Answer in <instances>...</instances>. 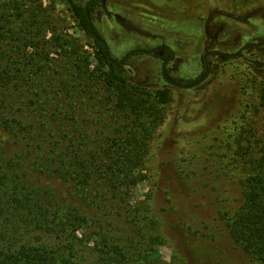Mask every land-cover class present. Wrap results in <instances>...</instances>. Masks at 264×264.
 <instances>
[{
    "label": "rangeland",
    "instance_id": "374dc122",
    "mask_svg": "<svg viewBox=\"0 0 264 264\" xmlns=\"http://www.w3.org/2000/svg\"><path fill=\"white\" fill-rule=\"evenodd\" d=\"M260 1L104 0L109 13L97 5L92 23L113 58L164 42L191 78L206 23L216 30V10L244 11ZM0 3L10 7L0 27L22 30L4 39L11 69L23 70L25 109L14 115L34 124L43 147L59 140L57 151L71 164L68 176L59 171L43 183L87 218L72 230L82 264H260L235 243L228 223L245 202L247 177L264 169V71L241 59L216 65L212 56L203 85L183 90L159 78L152 56L136 54L125 66L132 70L127 87L148 100L136 114L104 80L93 37L70 0ZM117 16L154 37L128 31ZM253 21L264 31V19ZM160 91L168 95L163 104ZM0 141L13 142L3 129Z\"/></svg>",
    "mask_w": 264,
    "mask_h": 264
},
{
    "label": "trees",
    "instance_id": "16d2710c",
    "mask_svg": "<svg viewBox=\"0 0 264 264\" xmlns=\"http://www.w3.org/2000/svg\"><path fill=\"white\" fill-rule=\"evenodd\" d=\"M70 5L79 26L93 37L98 57L106 68L104 80L122 94L119 105L140 114L148 100L138 101L137 93L127 87L128 73L121 65L108 61L104 44L97 39L101 36L94 25L89 27L87 15L92 19L98 0H89L85 5L70 0ZM9 9L7 3H0L3 26L10 20ZM10 32L9 28L0 27V110L4 113L0 112V129L13 141L8 146L0 141V264H82L72 230L83 226L87 218L79 207L66 202V195H60L53 184L43 183L44 177L51 180L59 171L61 177L68 176L71 164L64 159L65 153L57 151L59 140L43 147L34 124L14 115L24 113L22 102L26 94L20 95L23 70L11 69L4 41L6 36L19 37L22 30L11 35ZM14 92L18 93L13 95ZM158 94V102L165 103L167 93ZM245 187V202L228 226L235 243L253 260L264 264V169L250 174Z\"/></svg>",
    "mask_w": 264,
    "mask_h": 264
},
{
    "label": "flooded vegetation",
    "instance_id": "af4514ba",
    "mask_svg": "<svg viewBox=\"0 0 264 264\" xmlns=\"http://www.w3.org/2000/svg\"><path fill=\"white\" fill-rule=\"evenodd\" d=\"M251 4L253 3L251 2ZM98 5L102 9L99 1ZM102 11L104 10L102 9ZM104 13L106 12L104 11ZM257 18L261 20L264 19V0H261L256 5L250 6L248 8L246 7L244 11L238 10L237 8L233 9L232 7L229 9L216 10V30L214 32H211L209 29L211 21H208L206 23L205 32L207 37V43L204 48V53L210 51H216V53L210 52L206 58H204L203 53L200 60V66L199 68H197L198 70L196 72L194 71L195 73L191 78H188V75H185V73H181V65L184 61L183 58L178 56L172 49V47L164 42H159L147 49L137 48L127 51L121 57V59L124 58V61L121 64H116L121 59L113 63H115L116 65H121L122 68L127 73H129L132 70L130 68L125 67L129 58L140 53L148 54L145 53L143 50L153 49L157 46L162 45L163 47L156 49L154 52L148 55L152 56V58L155 60V63L158 67L159 78H161L166 84L183 90H196L201 85H203L205 80L214 70L215 63H213L209 59L212 56L216 58V65L223 61L241 59L244 63L264 71V31L261 32L257 27L258 23L253 21ZM119 25L121 27H124L120 23ZM243 25L247 28V30H244L239 27ZM136 34L140 35L138 33ZM99 38L105 40L103 37ZM107 45L108 48L105 49L108 55L111 56V50L108 42ZM217 52H220V54H218ZM234 53L239 54H237L235 57L227 56L228 54ZM206 65L208 67V74L203 80L199 81L205 73ZM196 81L198 82L193 87L183 88L184 85H190Z\"/></svg>",
    "mask_w": 264,
    "mask_h": 264
},
{
    "label": "water",
    "instance_id": "95a60500",
    "mask_svg": "<svg viewBox=\"0 0 264 264\" xmlns=\"http://www.w3.org/2000/svg\"><path fill=\"white\" fill-rule=\"evenodd\" d=\"M98 1L100 2L102 9H103L106 13H109V12H108V9H107L106 6H105V2H104V0H98ZM87 17H88V20H89V27H90V29H92V28H93V24H92V21H91V19H90V16L87 15ZM117 22L120 23L121 25H123L126 29H128V30H130V31L136 32V33H138V34H140V35H143V36H145V37H151V38L154 37V35H153L152 33H150L149 31H147V30H145V29H142V28L138 27L137 25L132 24V23L129 22V21H126L124 18H122V17H120V16H117ZM97 39H98L99 41H102V42L104 43V46H105L106 49L108 48V47H107V46H108V45H107V42H106L105 40H102V39L99 38V37H97ZM160 47H163V46L160 45V46H157L156 48L148 49V50H143V51H144L145 53L150 54V53L154 52L156 49H158V48H160ZM210 52H214V53H216V51H210ZM210 52H206V53H204V58H206L207 55H208ZM217 53L220 54V52H217ZM237 54H239V53L228 54L227 56H229V57H235ZM107 59H108L109 62H112V63L114 62L113 58H112L110 55L107 56ZM123 61H124V58L121 59V60H119L116 64H121ZM207 74H208V67H207V65H206L205 73H204L203 77H202L199 81L203 80V79L207 76ZM197 82H198V81H196V82H194V83H192V84H190V85H184L183 88H190V87H193Z\"/></svg>",
    "mask_w": 264,
    "mask_h": 264
}]
</instances>
